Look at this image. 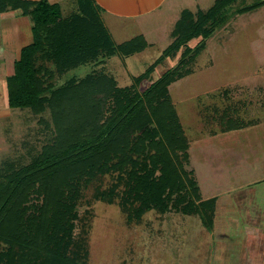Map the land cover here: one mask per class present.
Wrapping results in <instances>:
<instances>
[{"label":"rangeland","instance_id":"obj_1","mask_svg":"<svg viewBox=\"0 0 264 264\" xmlns=\"http://www.w3.org/2000/svg\"><path fill=\"white\" fill-rule=\"evenodd\" d=\"M158 1L144 21L104 19L116 43L141 31L152 45L127 57L114 54L103 62L78 66L57 75L56 84L104 71L117 87L131 88L135 77L172 41L170 33L181 12L206 11L215 0ZM257 1L227 5L225 21L212 34L188 42L193 48L202 47L182 64V76L167 86L189 140L184 169L192 171L202 199L216 197L212 230L199 216L173 207L177 192L167 210L151 208L136 217L141 202L127 192L128 170L108 167L81 184L69 256L87 264H264V5L246 9ZM60 7L63 16L78 12L76 0H62ZM182 49L157 64L134 91L141 94L175 65ZM229 108L236 117L257 123L220 132ZM53 139L49 108L38 114L29 108H10L0 91L1 168L6 163L14 168L28 164ZM251 226L255 233L248 232Z\"/></svg>","mask_w":264,"mask_h":264},{"label":"trees","instance_id":"obj_2","mask_svg":"<svg viewBox=\"0 0 264 264\" xmlns=\"http://www.w3.org/2000/svg\"><path fill=\"white\" fill-rule=\"evenodd\" d=\"M234 1L215 0L206 11L195 13L183 10L170 33L172 41L135 77L131 88L121 89L104 71L71 76L60 84L56 78L114 54L127 57L141 52L150 45L143 35L116 43L93 0H77L78 12L65 17L57 3L47 0H0V12L19 10L29 18L32 33L13 72L5 77L7 106L29 108L35 114L47 107L54 127L52 142L28 164L0 167V264H87L67 254L76 204L81 184L108 167L128 170L127 192L141 202L136 217L151 208L167 210L177 192L173 207L199 216L212 230L216 197L202 199L192 171L184 169L189 140L167 86L182 76V64L202 47L193 48L188 42L212 34ZM261 5L264 0L246 9ZM180 49L175 65L141 94L134 91L157 64ZM229 110L223 113L220 132L257 123Z\"/></svg>","mask_w":264,"mask_h":264},{"label":"crops","instance_id":"obj_3","mask_svg":"<svg viewBox=\"0 0 264 264\" xmlns=\"http://www.w3.org/2000/svg\"><path fill=\"white\" fill-rule=\"evenodd\" d=\"M47 1L50 3H57L60 7L62 0ZM93 2L97 12H99V17L107 27L109 33L110 30L107 23L104 21L105 18L121 19V17H126L134 23L137 19L141 20L145 15L154 11L160 3L158 0H93ZM100 11H102V13ZM74 13H77V11ZM137 31H140V29ZM140 33L141 35L144 34V32L141 31ZM31 40V22L27 16H23L21 12L16 9H6L0 12V91L4 101L5 77L13 72V64L14 61L19 58L21 48L30 43ZM147 42L152 45V41ZM256 230L257 229L251 226L248 232L255 233ZM250 255L251 254H249V256Z\"/></svg>","mask_w":264,"mask_h":264}]
</instances>
